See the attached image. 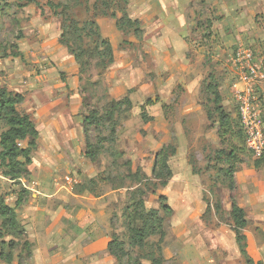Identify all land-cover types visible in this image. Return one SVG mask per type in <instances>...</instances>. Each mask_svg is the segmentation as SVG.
Masks as SVG:
<instances>
[{
	"label": "rangeland",
	"instance_id": "obj_1",
	"mask_svg": "<svg viewBox=\"0 0 264 264\" xmlns=\"http://www.w3.org/2000/svg\"><path fill=\"white\" fill-rule=\"evenodd\" d=\"M35 1L43 7V16L33 4L0 0V88L24 95L25 101L17 110L28 114L35 127L39 125L44 130L42 123L47 124L44 119L47 112L38 109L36 100L49 99L48 90L55 102L53 106L56 104L50 111L63 110L70 121L68 109L75 101L70 98L73 91L69 93V86L78 91L81 120L92 110L101 112L106 98L121 100L129 96L132 108L116 129L113 154L117 157L105 151L97 162L91 163L82 156L84 144L79 155L88 162L85 166L88 168L76 166L68 159V164L75 165L74 173L43 171L37 167L27 180L19 183L0 177V194L9 207L15 208L18 193L22 188L26 190L24 203L16 212L25 229V239L31 245V257L27 256L26 248L18 246L12 264H117L105 246L113 234L120 240L128 239L123 218V210L128 205L127 190L118 189L116 182L113 187L117 190L111 185H101L103 194L95 198L88 193L77 195L74 183L95 178L100 173H116L111 168L115 167L112 162L122 167L121 172L126 171L124 164L128 162L132 172L138 169L153 179L155 155L170 144L176 149L169 161L172 178L155 196L148 194L145 198L147 210L157 209V196L165 195L173 211L165 224L167 235L162 246L165 264H247V260L251 264H264V222H255L253 216L255 184L264 177V155L252 156L237 135V128L223 136L224 131L218 133V121L204 90L211 74L218 83L225 112L231 117L236 115L231 94L236 77L232 67L234 54L239 49L252 52L254 59L259 54L248 41L256 34L250 29L251 22L243 21L242 25L237 24L240 29H232L233 24L226 25L219 9L209 0H181L180 3L129 0L132 17L141 20L142 41L117 31L114 21L109 19L111 23L103 26L104 34L101 33L112 44L113 64L102 76L92 66L82 74L81 80L78 75L73 83L67 72L71 66L78 69L77 64L59 45L60 20L45 6L48 1L65 0ZM94 1L77 0L73 13L82 20L87 18ZM222 5H219L220 12ZM50 53L55 61L47 58ZM60 88H66L67 93L60 92ZM258 94L264 124V96ZM148 100L152 104L147 106ZM143 107L151 118L147 123L141 119ZM48 124L53 125L55 139L66 152L69 145L63 142L60 130L65 131L64 125L60 119L54 122L50 119ZM5 130V123L0 121V135ZM103 136L107 133L103 132ZM90 139L95 142L92 131ZM19 146L25 148L26 143L21 142ZM48 150H43L42 155ZM220 151L224 155H218ZM37 152L41 153V149L37 148L33 155ZM230 152L235 155V160L230 162L234 166V178L222 177L219 171L228 167L225 158ZM44 160L43 156L36 158L39 163ZM222 181L233 182L234 191L229 192ZM215 198L224 208L233 198H239L247 206L252 221L244 232L248 236L246 259L235 245L231 249L227 244L228 236H234L227 224L218 223L213 215L206 217L208 224H205L197 216L200 201L204 199L213 204ZM113 216L116 217L114 225L111 224ZM224 219L227 221V216ZM220 227L224 229L217 234ZM132 256H136V251ZM0 264H3L1 260ZM141 264L149 263L142 261Z\"/></svg>",
	"mask_w": 264,
	"mask_h": 264
},
{
	"label": "trees",
	"instance_id": "obj_2",
	"mask_svg": "<svg viewBox=\"0 0 264 264\" xmlns=\"http://www.w3.org/2000/svg\"><path fill=\"white\" fill-rule=\"evenodd\" d=\"M25 5H35L40 16L44 15L43 7L35 0H17ZM77 0H65L64 2L54 3L48 1L45 6L51 11L54 18L60 20L61 35L58 43L64 47L69 55H71L77 64L78 75L86 73L93 66L98 72V76H102L104 72L114 62V52L110 42L105 39L97 24L98 19H111L117 31L123 34H132L137 41H142V26L137 19H131L128 15L129 0H95L91 12H87V18L80 19L73 13L74 5ZM22 6V5H20ZM210 81L205 86V95L213 106V115L218 121V133L224 131L223 134L230 133L231 130L237 128V135L243 140L239 124V115L235 106L236 115L226 113L222 106V96L218 90V83L212 75H209ZM96 84V83H95ZM89 85V83H87ZM105 96V94H104ZM106 97V96H105ZM104 97V99H105ZM25 101L24 95L13 93L6 88H0V121L6 125V130L0 135V177L11 182L19 183L27 180L30 176L28 167L31 164V156L37 151L38 131L30 116L24 112H19L17 107ZM148 100L146 105H151ZM132 108V102L129 96L123 97L121 100L105 99V104L101 112L92 110L82 117V131L84 136L85 150L82 153L84 159L91 163L97 162L98 158L105 151H109L112 157L113 146L116 143V129L122 119L127 118ZM144 107L141 112V119L144 123L150 121ZM212 113L209 114V119ZM91 131L95 134V142L90 139ZM103 132L107 136H103ZM219 135L221 139L223 137ZM25 142V148H20L19 143ZM106 144L110 147L106 148ZM245 144V143H244ZM112 146V147H111ZM176 154L173 145H167L160 149L154 158L151 175L149 178L140 170L134 172L130 169V163H125V172L119 171L120 168L115 162L112 166L116 173L110 172L100 173L95 178L85 179L82 182L74 183V191L77 195L84 193L100 197L103 194L101 185H111L118 183V189H126L128 195V205L123 210L124 227L128 239L120 240L115 234L112 235L107 244V253L117 264H141L146 261L149 264H165L166 259L163 255V243L166 238L165 224L173 214L172 208L168 203L165 195L157 196V209L145 208V198L148 194L156 195V191L167 186L172 178V170L169 165L170 158ZM218 155H224L223 151ZM235 160V155L230 154L225 158L228 162L226 169L219 170L221 176H229L234 178V166L230 163ZM195 175L194 170H191ZM224 186L229 192H233L235 184L224 181ZM127 185V186H126ZM117 187H113L117 190ZM1 193V189H0ZM26 190L23 188L18 193L15 202V208L9 207L0 194V260L3 264H12L13 253L18 246L26 248V254L31 257V245L25 239V229L18 221L16 209L24 203L23 195ZM210 195L214 196V192L210 190ZM216 197V196H215ZM206 204L205 213L201 219L208 224V216H214L220 224H227L235 238L238 250L245 259L247 257V237L244 231L247 230L248 223L245 211L238 206L234 199L230 200V211L225 214L220 201L215 198L214 203L210 204L204 200ZM227 216V221L224 219ZM116 217L111 218V224L114 225ZM8 239V240H6ZM156 239L155 242H150ZM136 251V256H132ZM247 264H251L247 260Z\"/></svg>",
	"mask_w": 264,
	"mask_h": 264
},
{
	"label": "crops",
	"instance_id": "obj_3",
	"mask_svg": "<svg viewBox=\"0 0 264 264\" xmlns=\"http://www.w3.org/2000/svg\"><path fill=\"white\" fill-rule=\"evenodd\" d=\"M175 1L177 3H180L181 0H175ZM209 3L212 4L214 6V8L219 9L218 10L219 14L224 17L223 21L225 22L226 25H229V23L233 24L232 29H236V27L238 29H240V27L237 24L242 25L241 22H243V21H247V22H249V24L251 22L250 29L255 31L256 34L253 35L252 39L248 40V41H249V44H251V46L253 45L258 49V53H259L258 58L259 59L257 58L258 60L257 59H255V60L258 61L259 63H261V62L264 63V60H262V59H264V0H209ZM222 3H225L224 6L222 5ZM219 5H222V9H223L222 12H220ZM131 14H132L131 7L128 6L129 17L131 19H137V20L141 21L139 18H133ZM244 18H246V20H244ZM109 21L110 20L107 18L97 20V24L100 28V31L103 32V34H104L103 26L109 25L111 23ZM226 30H229V27H226ZM222 33L224 35L223 30H222ZM60 35H61V32H60ZM60 35L58 36V40H59ZM167 36H168L167 34L164 35V39L167 40ZM220 36H221V34H220ZM110 44H111V42H110ZM111 46H112V44H111ZM47 58L51 59V61L56 60L55 56H51V53L49 54V56H47ZM67 73H68L67 75H69V79L73 83H74V80L78 79L77 78L78 69L76 67L71 66ZM257 89L264 96V82L259 83ZM59 91L67 93L66 88L65 89L60 88ZM72 91H73V93L70 96V98L72 99V102L75 101V104L70 106L68 109L69 112L71 113L69 116L70 121H69V119H66V114L64 112H62L63 110H60V111L57 110L56 112L50 111L53 107H55L56 104L53 106V103H55V102H52L54 99H53L52 94H50L48 92V90L46 93L49 96V99H46L45 97L42 96L44 101L41 99L36 100L38 109L45 111V113L47 112L46 116L44 117L45 122L47 124L42 123L44 130H42L39 125H36V129L38 131L37 144H38V148L41 149V153L38 154V152H37V153H35V155L32 154L31 164L28 167L29 173L30 172L34 173L35 171H37V167H38V168L43 169V171L49 170L50 172H53L52 170L60 171V172L63 170H66L68 172L67 174H70V173H74L72 169L75 165L76 166L82 165L83 167L89 165V164H87L88 162H86L84 159H81L80 155H79L81 153L85 143L83 141V134H82L83 131H82V127H81L82 126V120H81V116L78 114V111H79L78 91L74 87L69 86V93ZM63 109H66V108H63ZM57 118L60 119L61 124L64 125L65 131H63L62 128H60L61 134H62L61 137H62L63 142H66L69 145L68 150H70V148H71L70 151L67 150L66 152H64L62 150V148L58 144V142H59L61 145V142L59 140L57 141L55 139L56 137L54 134L53 125L48 124V123H50V119L54 122V121L58 120ZM69 122H71V124H69ZM73 123H75V126H73ZM67 124L71 127H68ZM71 128H72V130H71ZM47 148H49L50 150H48L47 153L42 155V151L46 150ZM36 154H37V157L43 156L45 160L43 162L39 163L38 161H36V158H37ZM68 159L70 161L71 160L74 161L75 165L71 162L68 164ZM65 161H67L66 164H68V165H65ZM85 168H88V167H85ZM51 174H54V173H51ZM89 179H91V178H89ZM255 185L257 186V189H256V193L254 195L256 198V200H255L256 202H254V204H255V213L253 215L254 221L255 222H264V177H263V181H262V179H260L256 182ZM33 189H28V190L31 191ZM236 195H238V194H235V196ZM234 200L238 204V206L245 211L247 223H250L249 221H252L251 220L252 216L248 215L247 206H245L242 203V200H240L239 198L234 199ZM204 204H205L204 202L200 201L199 205L197 206L199 209L197 216H199V218H201L202 215L204 214L203 212H205L206 206ZM224 206H225V208L223 207V210H226L227 212H229L230 211V203H229V206H227L226 204ZM17 216H18V214H17ZM67 217L69 219H73L70 215H68ZM223 229L224 228L220 227L216 233L220 234L223 231ZM246 231H244V232H246ZM232 233L229 232V234H232ZM246 237L248 238V236H246ZM107 244L105 246L106 250H107ZM227 244L231 247V249H234V245L237 247L234 236H231V235L228 236Z\"/></svg>",
	"mask_w": 264,
	"mask_h": 264
},
{
	"label": "built area",
	"instance_id": "obj_4",
	"mask_svg": "<svg viewBox=\"0 0 264 264\" xmlns=\"http://www.w3.org/2000/svg\"><path fill=\"white\" fill-rule=\"evenodd\" d=\"M232 67L236 77L231 84V94L241 134L252 156L261 158L264 155V124L257 87L264 82V63L256 61L252 52L239 49L234 54Z\"/></svg>",
	"mask_w": 264,
	"mask_h": 264
}]
</instances>
